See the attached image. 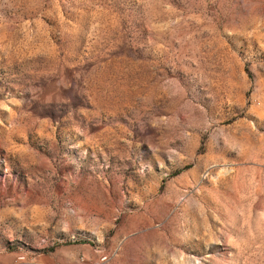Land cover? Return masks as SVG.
<instances>
[{
  "label": "rangeland",
  "instance_id": "1",
  "mask_svg": "<svg viewBox=\"0 0 264 264\" xmlns=\"http://www.w3.org/2000/svg\"><path fill=\"white\" fill-rule=\"evenodd\" d=\"M0 264H264V0H0Z\"/></svg>",
  "mask_w": 264,
  "mask_h": 264
}]
</instances>
